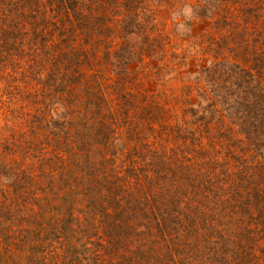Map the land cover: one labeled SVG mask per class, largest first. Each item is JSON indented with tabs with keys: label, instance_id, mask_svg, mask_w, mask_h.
Returning a JSON list of instances; mask_svg holds the SVG:
<instances>
[{
	"label": "trees",
	"instance_id": "obj_1",
	"mask_svg": "<svg viewBox=\"0 0 264 264\" xmlns=\"http://www.w3.org/2000/svg\"><path fill=\"white\" fill-rule=\"evenodd\" d=\"M195 2L214 60L152 103L142 0H0V264H264V0Z\"/></svg>",
	"mask_w": 264,
	"mask_h": 264
},
{
	"label": "rangeland",
	"instance_id": "obj_2",
	"mask_svg": "<svg viewBox=\"0 0 264 264\" xmlns=\"http://www.w3.org/2000/svg\"><path fill=\"white\" fill-rule=\"evenodd\" d=\"M142 2L143 9L139 11L146 13L140 14V28L137 33L128 35L126 40L136 49L126 86L138 95L146 94L145 99L152 100V103L160 96H166V102L168 99L174 101L173 96H180L185 85L193 87L195 77L211 59L214 60L212 51L204 48L209 42L200 41L208 21L198 19L195 16L197 12L193 13V10L185 14L184 10L189 5L198 6L200 2L195 0ZM210 31L218 37L219 32ZM197 45L201 46L199 51ZM140 95L138 99H141Z\"/></svg>",
	"mask_w": 264,
	"mask_h": 264
},
{
	"label": "clouds",
	"instance_id": "obj_3",
	"mask_svg": "<svg viewBox=\"0 0 264 264\" xmlns=\"http://www.w3.org/2000/svg\"><path fill=\"white\" fill-rule=\"evenodd\" d=\"M184 11H185V14L187 15L190 13L191 9L186 8Z\"/></svg>",
	"mask_w": 264,
	"mask_h": 264
}]
</instances>
